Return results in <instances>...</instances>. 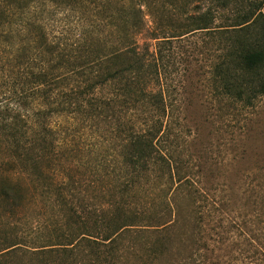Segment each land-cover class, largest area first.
Instances as JSON below:
<instances>
[{
	"label": "trees",
	"instance_id": "16d2710c",
	"mask_svg": "<svg viewBox=\"0 0 264 264\" xmlns=\"http://www.w3.org/2000/svg\"><path fill=\"white\" fill-rule=\"evenodd\" d=\"M5 1L11 4L6 11L0 9V25L4 23L2 17H25L46 3L57 7L72 4V0ZM113 1L73 0L79 14L53 36L46 30L51 26L47 22L32 24L34 37L30 41L37 53L46 56V69L32 72L34 93L48 108L44 115L37 111L31 135L25 134L20 116L0 121V131L6 133L9 143L5 144L8 157L30 177L24 183L0 182V199L23 204L30 181L36 178L51 195L50 205L57 207L58 213L53 222L37 218L34 224L27 221L21 227L9 220V224H1L0 264H120L128 251L123 247L126 238L138 234L148 237L147 261L156 264L167 251L164 233L176 235L186 223L191 237L195 230L200 231L198 219L212 215L214 208L219 210L220 201L210 199L198 172L192 171L194 166L179 150L183 136L164 80L163 63L166 44L211 28L208 14L196 17L189 0L182 10L176 9L175 0H167L164 5L160 0H129L121 10L113 8ZM251 6L250 11L236 16L231 29L225 30L234 35L226 58L212 72L216 98L236 110L238 105L254 107L264 94V0ZM175 9L181 11L180 16ZM146 12L153 18L152 27L145 23ZM108 14L110 21L105 26L109 24L111 35L103 41L94 35L100 25L94 20ZM146 31L148 39L142 43L139 36ZM152 41L157 44L153 46ZM115 106L119 114L110 117L108 113ZM54 116L89 121L102 118L107 122L115 118L109 140L117 141L122 150L112 159L109 149L95 142V156L69 166L67 159H62L66 152L59 155L62 145L65 143L64 149L80 150V145H74L75 135L80 139L81 133L90 128L98 134L101 127L93 123L83 129H68L70 138L62 142L61 134L46 123L48 119L53 122ZM57 162L67 167L63 180L52 173V165ZM82 166H87L90 174L101 166L104 177L115 174V192L98 185L97 178L83 182L76 178L75 169ZM98 196L104 201L96 200ZM144 200L148 206L141 211ZM197 240L192 242L201 245ZM135 249L131 246V251Z\"/></svg>",
	"mask_w": 264,
	"mask_h": 264
},
{
	"label": "rangeland",
	"instance_id": "374dc122",
	"mask_svg": "<svg viewBox=\"0 0 264 264\" xmlns=\"http://www.w3.org/2000/svg\"><path fill=\"white\" fill-rule=\"evenodd\" d=\"M90 1L92 0H87L86 3ZM186 1L175 0L174 6L182 10ZM189 1L190 11L196 17L208 14L211 28L191 32L166 44L164 80L175 103L178 130L183 136L179 150L191 167L194 166L192 171L198 172L207 195L216 202L220 201V207L219 210L214 208L209 217L206 214L204 219L197 220L201 226L200 231L195 230L191 237V232H188L190 226L186 223L176 235L169 237V234L164 233L167 251L156 264H264V94L255 101L254 107L238 105L236 110L233 105L228 106L224 100L216 98L211 82L212 72L226 58L230 38L234 35L225 30L231 29L229 26L236 21V16L250 11L251 4L258 6L263 0ZM113 2L116 3L112 4L113 8L117 6L119 10L130 3L129 0ZM166 2L168 1L160 0V4L164 5ZM10 4L0 0V9L6 11ZM76 6L77 3H73V0L71 5L64 4L60 7L46 3V6H39L37 11L32 9L25 17H13L9 20L2 17L0 121L20 116L24 121L21 124L25 134L31 135L34 131L37 111H42L44 115L48 107L45 100L34 93L36 85L32 82V72L46 69V56L37 53L34 43L30 41L34 37L32 24L34 21L44 24L47 22L51 26L48 25L46 30L53 36L69 20L76 19L80 12ZM176 12L180 16L181 11ZM109 18L108 14L97 16L94 20L100 24L94 33L97 39L104 41L107 36L109 40L111 29L109 24L105 26L110 21ZM144 20L146 25L152 27L153 18L148 12L144 14ZM85 25L89 28L90 23L86 21ZM76 26L73 23V28ZM10 28L12 32L9 31ZM148 34V31L142 33L139 36L140 42L148 39ZM5 40L7 41L4 42ZM151 43L155 46L157 41ZM118 110L120 109L115 106L108 115H118ZM54 117L53 122L48 119L46 123L61 134L62 142L70 138V129H83L93 123L101 127L98 134L90 128L81 133L83 136L80 139L75 135L74 145H80V150L64 149L65 143L62 145L59 155L62 157L63 151L66 152L62 159H67L69 166L81 164L87 157L95 156L97 151L92 150L95 142L107 147L112 159L115 153L122 150L116 144L117 141L114 143L109 140V136H112L109 130L115 127V118L108 119L107 122L102 118L89 121L72 119L71 116ZM99 134L103 137H99ZM5 137L6 133L0 131V182L10 180V183H24L30 177L25 176L12 157H8L10 153L5 149V144L9 143ZM2 157L11 163L5 162ZM65 168L67 167H61L58 162L52 165V173L57 180H63L66 176ZM110 169L108 167V171ZM104 172L101 166V169L98 167L95 170V174H90L87 166H82V169H75L74 175L82 182L97 178L98 185L113 194L118 187V179L113 173V176L104 177ZM30 182L23 204L4 203L0 199V226L9 224L8 220L20 227L27 221L34 224L37 218L42 221L56 220L58 208L50 205L51 195L43 189L41 181H36L35 178ZM99 198L100 196L96 197V200L104 201ZM143 205L139 207L141 211L142 208L147 209V200L143 201ZM194 238H198L197 242H201V245H195L196 241L192 242ZM148 242V237L143 234L126 238L123 247L128 251L123 253L124 258L120 264H150L147 261ZM131 246L136 249L131 251Z\"/></svg>",
	"mask_w": 264,
	"mask_h": 264
}]
</instances>
